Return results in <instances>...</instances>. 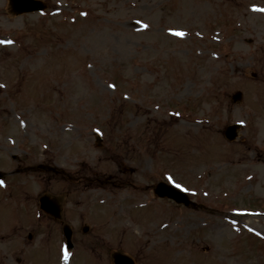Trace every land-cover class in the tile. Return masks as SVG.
Segmentation results:
<instances>
[{
	"label": "rangeland",
	"instance_id": "1",
	"mask_svg": "<svg viewBox=\"0 0 264 264\" xmlns=\"http://www.w3.org/2000/svg\"><path fill=\"white\" fill-rule=\"evenodd\" d=\"M43 1L44 12L14 16L0 0V168L46 162L65 171L58 184L36 180V197L65 194L73 184L67 175L82 173L89 179L83 193L73 188L72 196L82 195L72 198L80 207L70 217L92 230L74 235V250L61 260L59 237L55 248L43 244L53 233L25 239L38 219L21 205L10 216L27 227L18 241L28 243L32 264H96L79 252L93 240L103 249L98 264H106L105 249L137 264H264V66L251 77L264 61V0ZM236 90L242 99L231 103L225 92ZM232 123L241 124L238 137L220 148L217 135ZM202 129L198 150L168 148L182 136L194 143ZM131 144L139 151L128 160L113 151ZM108 177L121 187L98 184ZM23 178L31 195L32 175ZM161 180L203 208L157 199L151 187ZM141 202L146 211L126 222L130 205ZM123 226L132 240L123 239ZM3 242L0 264H31Z\"/></svg>",
	"mask_w": 264,
	"mask_h": 264
},
{
	"label": "water",
	"instance_id": "2",
	"mask_svg": "<svg viewBox=\"0 0 264 264\" xmlns=\"http://www.w3.org/2000/svg\"><path fill=\"white\" fill-rule=\"evenodd\" d=\"M13 3H16V7L18 10H33V9H40L42 5L34 0H13ZM237 125L229 126L225 129V136L228 139H233L236 135L235 128ZM156 193L160 196H169L175 199L178 202H183L184 204H190V201L187 199L186 195L177 189L170 187L164 183H159L155 189Z\"/></svg>",
	"mask_w": 264,
	"mask_h": 264
},
{
	"label": "snow or ice",
	"instance_id": "3",
	"mask_svg": "<svg viewBox=\"0 0 264 264\" xmlns=\"http://www.w3.org/2000/svg\"><path fill=\"white\" fill-rule=\"evenodd\" d=\"M177 35H182L181 33H177ZM0 87H2V86H0Z\"/></svg>",
	"mask_w": 264,
	"mask_h": 264
}]
</instances>
